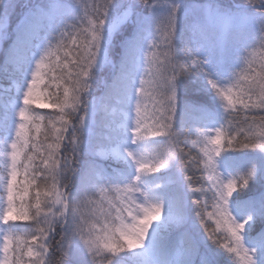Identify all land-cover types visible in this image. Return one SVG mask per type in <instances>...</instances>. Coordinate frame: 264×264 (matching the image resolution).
I'll use <instances>...</instances> for the list:
<instances>
[{"label": "snow or ice", "instance_id": "obj_1", "mask_svg": "<svg viewBox=\"0 0 264 264\" xmlns=\"http://www.w3.org/2000/svg\"><path fill=\"white\" fill-rule=\"evenodd\" d=\"M0 81V264H264V0H0Z\"/></svg>", "mask_w": 264, "mask_h": 264}, {"label": "trees", "instance_id": "obj_2", "mask_svg": "<svg viewBox=\"0 0 264 264\" xmlns=\"http://www.w3.org/2000/svg\"><path fill=\"white\" fill-rule=\"evenodd\" d=\"M0 83H4L6 84L5 81H0ZM39 111H42V112H47V111H51V109H38ZM230 155H233L235 156L237 159H240V160H243L245 159V154L244 153H235V154H230Z\"/></svg>", "mask_w": 264, "mask_h": 264}, {"label": "rangeland", "instance_id": "obj_3", "mask_svg": "<svg viewBox=\"0 0 264 264\" xmlns=\"http://www.w3.org/2000/svg\"><path fill=\"white\" fill-rule=\"evenodd\" d=\"M45 103H46V101H45ZM35 106V105H34ZM0 171H2V169H0Z\"/></svg>", "mask_w": 264, "mask_h": 264}]
</instances>
